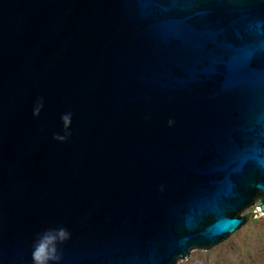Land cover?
I'll return each instance as SVG.
<instances>
[{
  "label": "water",
  "instance_id": "1",
  "mask_svg": "<svg viewBox=\"0 0 264 264\" xmlns=\"http://www.w3.org/2000/svg\"><path fill=\"white\" fill-rule=\"evenodd\" d=\"M264 217V0H0V264H179Z\"/></svg>",
  "mask_w": 264,
  "mask_h": 264
},
{
  "label": "rangeland",
  "instance_id": "2",
  "mask_svg": "<svg viewBox=\"0 0 264 264\" xmlns=\"http://www.w3.org/2000/svg\"><path fill=\"white\" fill-rule=\"evenodd\" d=\"M249 213H253L257 218L249 221L245 227L225 243L207 252L196 251L192 254L189 261L180 262L179 264H239L240 258L248 256L253 249L252 255L250 254L248 258H251L250 264H264V244L254 242L250 251L243 248L244 240L247 239L246 235L248 234L249 236L252 230L255 229L254 221L264 218L255 214V208L249 210Z\"/></svg>",
  "mask_w": 264,
  "mask_h": 264
},
{
  "label": "trees",
  "instance_id": "3",
  "mask_svg": "<svg viewBox=\"0 0 264 264\" xmlns=\"http://www.w3.org/2000/svg\"><path fill=\"white\" fill-rule=\"evenodd\" d=\"M254 223H255V229L252 230V232L250 233L249 236L247 234L246 235L247 239L244 240L245 244H244L243 248L245 250H249L250 251L254 242H257L258 244H260V243L264 244V218L257 219V220L254 221ZM252 251L250 252L251 255H252ZM263 251H264V249H263ZM250 254H248V256H246L244 258H240L239 264H244V263L245 264H250L251 258L248 259ZM247 259H248V261H246Z\"/></svg>",
  "mask_w": 264,
  "mask_h": 264
}]
</instances>
